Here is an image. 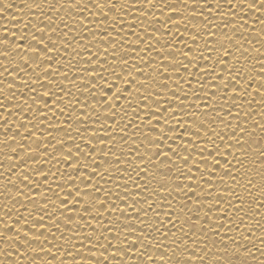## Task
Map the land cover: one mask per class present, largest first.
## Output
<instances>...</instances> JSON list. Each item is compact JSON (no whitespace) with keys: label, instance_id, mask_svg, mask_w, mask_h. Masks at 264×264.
Masks as SVG:
<instances>
[{"label":"snow or ice","instance_id":"snow-or-ice-1","mask_svg":"<svg viewBox=\"0 0 264 264\" xmlns=\"http://www.w3.org/2000/svg\"><path fill=\"white\" fill-rule=\"evenodd\" d=\"M0 264H264V0H0Z\"/></svg>","mask_w":264,"mask_h":264},{"label":"bare ground","instance_id":"bare-ground-1","mask_svg":"<svg viewBox=\"0 0 264 264\" xmlns=\"http://www.w3.org/2000/svg\"><path fill=\"white\" fill-rule=\"evenodd\" d=\"M19 2V0H13V4H14V6H15V3H18ZM13 15H15V13H12Z\"/></svg>","mask_w":264,"mask_h":264}]
</instances>
